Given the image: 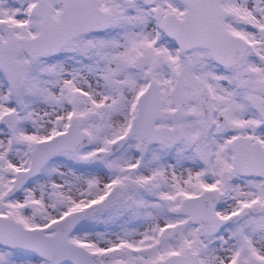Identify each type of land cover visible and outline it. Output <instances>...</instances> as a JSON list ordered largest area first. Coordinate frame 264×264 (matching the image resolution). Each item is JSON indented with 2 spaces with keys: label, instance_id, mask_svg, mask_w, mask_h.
Wrapping results in <instances>:
<instances>
[{
  "label": "snow or ice",
  "instance_id": "6c2138e0",
  "mask_svg": "<svg viewBox=\"0 0 264 264\" xmlns=\"http://www.w3.org/2000/svg\"><path fill=\"white\" fill-rule=\"evenodd\" d=\"M0 264H264V0H0Z\"/></svg>",
  "mask_w": 264,
  "mask_h": 264
}]
</instances>
